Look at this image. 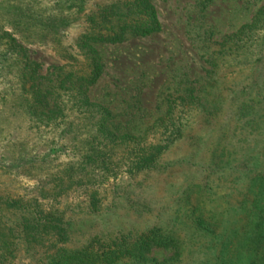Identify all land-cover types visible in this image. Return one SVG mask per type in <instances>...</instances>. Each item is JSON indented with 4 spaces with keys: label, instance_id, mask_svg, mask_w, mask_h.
Returning <instances> with one entry per match:
<instances>
[{
    "label": "rangeland",
    "instance_id": "374dc122",
    "mask_svg": "<svg viewBox=\"0 0 264 264\" xmlns=\"http://www.w3.org/2000/svg\"><path fill=\"white\" fill-rule=\"evenodd\" d=\"M150 3L158 33L93 45L103 73L88 100L110 113L116 136L140 138L113 145L97 132L101 110L86 113L70 92L52 121L29 104L32 78L88 74L78 39L109 26L101 15L120 2L0 0V196L53 213L68 232L65 243L0 207V264H52L65 247L100 250L153 227L176 232L177 246L110 264H264V0ZM169 106L185 133L143 169L167 142L149 128H170Z\"/></svg>",
    "mask_w": 264,
    "mask_h": 264
},
{
    "label": "trees",
    "instance_id": "16d2710c",
    "mask_svg": "<svg viewBox=\"0 0 264 264\" xmlns=\"http://www.w3.org/2000/svg\"><path fill=\"white\" fill-rule=\"evenodd\" d=\"M117 1L120 2V5L111 7L101 15L103 23H109V26L99 28L98 30L90 33H85L78 39V47L85 51V55L89 63L88 74L84 76H75L70 73L64 77H58V79L53 82H48V84L43 85L40 82L36 83V79L34 80V78H32L34 82L31 85L32 102L29 104L32 116L37 114V112L35 113L33 109L41 108L42 111L39 113L43 114V116L46 115L47 121H52L56 118L55 116H57V113H62L59 99L62 95L70 92L72 93L70 95L71 98L73 97V99L76 100L77 107L84 110L86 113L92 114L94 107H98V110H101L99 111L101 118H99L96 122L98 127L97 132L101 133L104 140L113 145L118 139L121 143L123 140L131 141L134 140V138L128 135L119 137L116 136L108 125L110 121V113L105 108H102L98 104L92 103L88 100L87 90L98 81L103 73L100 57L93 45L119 43L125 40V35L127 34L147 37L156 34L161 30L156 10L150 3V0ZM260 14L264 15V11L260 12ZM260 14L259 16H262ZM258 21L264 20L262 18ZM252 28H254L253 23L244 25L232 37L226 38V40H224L221 44V51L223 52V48L225 47L228 50L232 49L228 44L232 42L233 39H236V41L240 43L244 38L249 37V35L252 34ZM11 41L13 43L15 42L13 39H11ZM12 50L18 54L22 51V47L17 44H13ZM21 76L23 78L26 77L25 70L22 72ZM58 91H60L61 94ZM179 99L180 101L183 100L182 98ZM252 101H254V99L250 102L252 103ZM256 102L257 105H259L260 100H257ZM252 109H254V106H252ZM43 111L46 113L44 114ZM180 114L181 113L179 112V116L175 117L173 107L169 106L164 120L168 119L167 121L169 122L167 123H169L170 128H167L166 124L163 126L155 124V126L149 128L150 132H152V130L156 129L157 126L161 127L160 134H168V139L163 146H159V149L161 150H157V154L141 159L139 165H141L143 169H151L156 164V161L162 153L174 142V140L183 137L185 127L180 123ZM164 120L163 122H165ZM147 136L149 135L147 134L142 137L147 138ZM174 136L175 138H172ZM139 139L135 138L134 141H138ZM160 143L161 142H159V144ZM0 207H3L6 211H20L25 213L22 215L24 219L30 221L34 220V222L39 226L42 225L46 228L49 227L53 231H58L62 239L61 241L65 243L68 240L67 228H64L60 221H55L53 213L44 214L41 211L30 212L27 206L22 207L19 202L9 200L2 196H0ZM25 216H27V218ZM262 218L264 220V216ZM126 238L127 237L124 236L121 237V242L119 244L115 241L107 242L100 250L94 249L93 245L90 244L81 248L65 247L59 250L60 252L51 258V262H53L52 264H110L124 256L137 255L141 257L144 254H149V252L154 248H174L179 243V236L176 232H164L162 231V228L159 227L150 228L146 232L138 233L132 238L129 237L127 240ZM251 264H255V261Z\"/></svg>",
    "mask_w": 264,
    "mask_h": 264
}]
</instances>
